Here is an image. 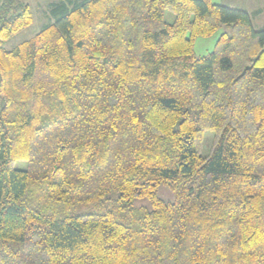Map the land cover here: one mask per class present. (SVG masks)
<instances>
[{
	"label": "trees",
	"instance_id": "1",
	"mask_svg": "<svg viewBox=\"0 0 264 264\" xmlns=\"http://www.w3.org/2000/svg\"><path fill=\"white\" fill-rule=\"evenodd\" d=\"M48 12L6 49L32 13L0 0V264H264V28L209 0Z\"/></svg>",
	"mask_w": 264,
	"mask_h": 264
},
{
	"label": "rangeland",
	"instance_id": "2",
	"mask_svg": "<svg viewBox=\"0 0 264 264\" xmlns=\"http://www.w3.org/2000/svg\"><path fill=\"white\" fill-rule=\"evenodd\" d=\"M29 5V9L32 13L31 23L13 34L8 40L3 43L6 49H11L19 43L33 37L44 26L50 23L51 17L49 14V4L56 2L57 0H23ZM211 3L228 6L231 8H237L245 10L249 13L253 27L255 29L264 28V0H209ZM174 14L169 11H164V20L168 23L172 22ZM225 30V26L221 25L213 34L207 37H196L193 43L194 54L197 57L207 55L214 49L215 43L218 40L220 34ZM213 132L207 130L204 132L200 153L201 155H207L210 153L212 144ZM15 168H25V161H17L13 163ZM157 194L165 201H173V194L165 187L160 185L157 188ZM134 206L149 207L150 201L147 198H137L133 202ZM79 211L88 210L87 205L81 206Z\"/></svg>",
	"mask_w": 264,
	"mask_h": 264
},
{
	"label": "crops",
	"instance_id": "3",
	"mask_svg": "<svg viewBox=\"0 0 264 264\" xmlns=\"http://www.w3.org/2000/svg\"><path fill=\"white\" fill-rule=\"evenodd\" d=\"M57 1H60V0H57ZM62 1H67V0H62Z\"/></svg>",
	"mask_w": 264,
	"mask_h": 264
}]
</instances>
